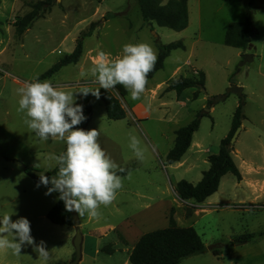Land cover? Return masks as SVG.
Returning a JSON list of instances; mask_svg holds the SVG:
<instances>
[{"label": "rangeland", "instance_id": "rangeland-1", "mask_svg": "<svg viewBox=\"0 0 264 264\" xmlns=\"http://www.w3.org/2000/svg\"><path fill=\"white\" fill-rule=\"evenodd\" d=\"M248 2L187 0V26L174 30L144 21L134 0H56L47 13L18 36L13 23L16 16L29 10L27 0H0V216L10 215L13 221L20 217L28 219L34 242L43 241L49 251L48 264L71 261L75 228L52 223L46 217L57 196L54 192L45 195L46 186L36 187L37 182L25 173V168L38 175L55 176L56 162L49 157L61 154L65 144L57 138L41 141L28 129L24 113L18 110L17 90L26 82L38 79L68 92L83 88L95 91L99 85L91 76L90 68L100 53L117 59L123 45L145 43L157 56L159 45L172 41H181L185 49L170 51L163 67L146 79L139 99H131L128 91L120 95L114 87L109 89L119 98L126 117L114 120L106 116L100 99L101 88L99 98L91 93L86 97L74 93V102L83 106L85 116L87 108L90 110V119L75 127L96 128L99 145L117 169L129 168L126 175L119 176L122 187L114 200L108 206L101 205L96 218L77 215L80 230L85 236L89 228L108 224L114 229L109 231L104 247H119L121 243L112 238L118 232L127 236L130 245L143 233L166 227L172 208L177 224L192 226L206 247L179 264H233L228 258L222 263L217 261L210 247L216 243L221 244L219 249L230 246L224 232L246 229L250 220H264V212H225L224 221L217 219V213L213 212L201 216L194 212L198 203L181 200L174 188L181 179L191 183L200 180L202 172L209 167L207 157L217 152L220 140L231 128L236 101L242 105L244 115L256 120L258 110L264 111V77L259 73H264V0H253L251 6L254 30L250 39L258 46L263 44L262 55L258 51L252 60L241 64L239 49L223 43L226 27L230 22L244 19ZM91 23L94 25L82 39L78 61L42 77L74 49L77 39L90 29ZM198 71L204 73L203 88H187L182 95L167 89L170 81L179 76L198 79ZM238 82L245 85L241 86V94L231 90L233 86H240ZM195 90L198 96L193 99ZM218 95H224V99L214 101ZM212 104L214 107L207 112ZM202 111L208 114L201 116L190 148L181 157L182 163L168 164L166 154L173 145L175 130ZM132 138L137 141L140 157L130 146ZM248 141L251 145V138ZM236 146L245 152L244 146ZM234 159L239 162V155ZM235 181L231 173L222 176L218 187L221 191L217 190L211 202L216 198L215 202L220 204L233 198L234 191L242 189ZM5 238L11 239L10 234H5ZM88 240L85 237L84 247L89 246ZM260 245L264 249V241ZM102 256L118 261L124 253L115 250L103 252ZM235 261L264 264V255L252 245L244 258ZM0 264H42V261L33 246L25 245L18 256L11 250H0Z\"/></svg>", "mask_w": 264, "mask_h": 264}, {"label": "clouds", "instance_id": "clouds-1", "mask_svg": "<svg viewBox=\"0 0 264 264\" xmlns=\"http://www.w3.org/2000/svg\"><path fill=\"white\" fill-rule=\"evenodd\" d=\"M156 55L145 43L125 44L117 59H109L100 53L90 68V74L99 85L95 91L83 88L68 92L57 89L48 81L26 82L19 88L18 110L25 115V124L41 141L57 138L65 144V150L49 159L56 162L55 176H39L36 187L46 186L45 195L58 193V199L66 211L96 218L101 205L108 206L122 187L116 174L117 165L105 154L98 143L96 128L84 130L75 127L86 116L83 106L74 102V93L86 97L91 93L99 98V89L122 85L130 98L139 99L144 91L146 76L152 70ZM138 157L137 141L131 145ZM10 234L11 239L5 238ZM25 245L33 246L42 264H48L49 251L45 243H35L30 222L24 217L13 221L10 215L0 216V250H11L20 255Z\"/></svg>", "mask_w": 264, "mask_h": 264}, {"label": "trees", "instance_id": "trees-1", "mask_svg": "<svg viewBox=\"0 0 264 264\" xmlns=\"http://www.w3.org/2000/svg\"><path fill=\"white\" fill-rule=\"evenodd\" d=\"M134 1L138 5L142 19L146 22H154L158 26H165L174 30H182L187 26V0H167L164 3L162 0ZM55 2L56 0H27L29 10L23 15L16 16L13 23L16 35L20 36L23 34L37 18L47 13ZM252 3L253 0H249L243 20L230 22L226 27L223 38L225 45L243 50L248 47L254 30L251 19ZM93 25L91 23L90 29L81 34L80 38L76 41L74 49L69 54L62 57L59 62L55 63L41 76H49L63 65L76 63L82 53V39L91 32ZM183 47L184 45L181 41L160 44L156 61L152 70L147 74L146 79L151 78L156 71L163 67L164 59L169 55L171 50ZM197 73L199 75L198 79L184 76L172 79L167 89L174 90L180 95L187 88H203L204 73L202 71H198ZM114 88L120 95L126 93L122 85L117 84ZM197 96L198 90L193 91L192 98L195 99ZM100 99L104 105L106 116L109 119L117 120L126 117L125 108L111 90L101 88ZM203 115H207V113L204 111L198 113L189 123L175 130L173 145L166 154V162L168 164L180 161L190 146L192 135L198 129L200 118ZM243 118L244 114L242 105L240 104L233 112L231 128L227 135L220 140L217 152L208 156L209 167L202 172L199 181L196 183H191L185 179L177 181L174 189L181 200H191L196 203L204 201L218 189L220 179L226 173H232L238 180L241 178L240 172L230 155L233 145L230 139L235 129L240 126ZM89 119L90 110L87 108L86 120L88 121ZM128 170V167H121L117 169L116 174L124 176ZM25 173L35 182L39 181L40 175L33 172L32 169L25 168ZM55 194L57 200L47 211L46 217L52 223L73 226L74 222L71 213L65 210L63 202L58 199V193ZM172 214L173 209L171 208L166 227L153 229L140 235L129 252L128 259L131 264H178L183 259L201 253L206 249L198 232L192 226L178 225ZM244 239H246L245 236H240L232 240L231 243L243 241ZM220 245L216 243L210 247L211 252L216 256L220 254ZM74 256L75 253L72 259ZM52 264H68V262H55Z\"/></svg>", "mask_w": 264, "mask_h": 264}, {"label": "crops", "instance_id": "crops-1", "mask_svg": "<svg viewBox=\"0 0 264 264\" xmlns=\"http://www.w3.org/2000/svg\"><path fill=\"white\" fill-rule=\"evenodd\" d=\"M166 1L167 0H162L163 3ZM262 41H264V33L262 36ZM183 45L184 47L181 49H185L186 46L185 44ZM262 45L263 44L258 46L257 43L251 41L250 39L249 45L245 50L238 48L239 54L241 56L243 52L251 53L252 58H254L257 52L259 51V55L261 56L263 52ZM259 73L264 77V73L262 71H259ZM237 84L243 86V88L245 86L242 82H238ZM182 92L180 95H182ZM237 106L238 101L235 102V107ZM213 107L214 106L212 104L210 106V109L206 111L210 112ZM257 115V120L255 118L248 117L247 114L244 115V118L241 120L240 131L235 141L233 142L232 150L230 152L232 159H234V156L238 155L240 158L239 162H237L235 159L233 161L235 162L240 172L241 178L238 180L232 173L231 174L236 179V181L234 182L235 185L241 186L242 189H240L239 191H234L233 198H228L225 203L219 201L220 204L215 202L217 201L216 198L213 200L214 202H211V197H215L217 193L221 191L217 189L218 192L216 190L204 201L199 202L196 207L193 205L195 207L194 212L196 214L206 216L213 212L217 213V219L219 218L220 221H224V218L226 217L224 214L225 212H248L249 210H260L264 212V111L258 110ZM245 121L247 123H245ZM240 137H243V141H240ZM250 138L252 140L251 145L247 144ZM236 144L239 145V147L240 144L244 146L245 152L243 153L241 148H238L237 146L235 147ZM188 148H190V146ZM175 163H177L178 165L181 164V159L180 161ZM261 175L262 177H260ZM220 196L221 195L219 194L217 198H220ZM236 197L237 199H235ZM188 211L191 212V209H188ZM112 229H114L113 226H109L108 224L96 225L88 229L87 235H83L81 244L82 255L78 264H82L84 263V261H86L87 264H131L128 259L129 252L139 237H137L134 242L129 245L127 236L122 232H118L117 236H112V238L115 240L117 239L119 243H121L119 247L114 248L111 245H109V247H104V240L108 237V233ZM236 235L245 236L246 239H244L243 241L233 242L230 246L224 245L222 248H220V254L218 256L213 254L217 261H220V263H222V261H224V258H228L230 263L239 264L237 261H235L234 263V260L244 258L245 255L248 253L249 247H251L252 245L258 248V253L264 255V249L260 245V243L264 241V220H250V222L246 225V229H241L238 232L232 230L230 232H224L223 234V236L227 238L229 242L234 240L232 236ZM252 235L255 239H251ZM85 237H88L89 239L88 247H84ZM115 250H121L124 253V256L118 261H110L109 258H105L102 256L103 252L111 253Z\"/></svg>", "mask_w": 264, "mask_h": 264}, {"label": "water", "instance_id": "water-1", "mask_svg": "<svg viewBox=\"0 0 264 264\" xmlns=\"http://www.w3.org/2000/svg\"><path fill=\"white\" fill-rule=\"evenodd\" d=\"M241 57H242L241 64L245 63L246 61L252 60V54L251 53L243 52L241 54ZM231 90L233 92L241 94L242 87L241 86H233V88ZM221 99H224V95H218V96H215L213 98L214 101H218ZM239 131H240V126L235 129V131H234V133L230 139L231 143H233L235 141ZM70 213H71V216L73 218V222H74L73 226L75 228V234H74L73 239H72V245L74 248L75 256L71 261L68 262V264H78L79 260L81 259V255H82L81 244H82L83 235H82V232L80 230L77 214L75 212H70Z\"/></svg>", "mask_w": 264, "mask_h": 264}]
</instances>
